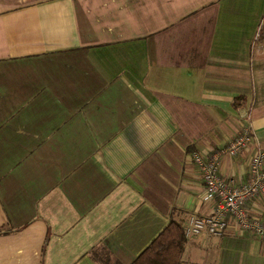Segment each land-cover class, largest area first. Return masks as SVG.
Masks as SVG:
<instances>
[{"label":"crops","instance_id":"0c3cea01","mask_svg":"<svg viewBox=\"0 0 264 264\" xmlns=\"http://www.w3.org/2000/svg\"><path fill=\"white\" fill-rule=\"evenodd\" d=\"M244 126L224 180L264 151V0H0V264H131L212 214L192 154ZM186 239L182 264H264L230 217Z\"/></svg>","mask_w":264,"mask_h":264},{"label":"built area","instance_id":"2783aa9c","mask_svg":"<svg viewBox=\"0 0 264 264\" xmlns=\"http://www.w3.org/2000/svg\"><path fill=\"white\" fill-rule=\"evenodd\" d=\"M252 142L250 130L244 126L226 146L219 147L207 155L192 154L193 163L202 178L204 200H217L218 204L209 216L192 217L187 221L183 227L186 238L203 232L211 236H220L226 230L230 217L239 231L264 243V220L252 215L248 210V204L258 199L262 203L261 210L264 212V151L256 147L249 161L245 182L224 180L219 175L221 158L237 156Z\"/></svg>","mask_w":264,"mask_h":264},{"label":"trees","instance_id":"16d2710c","mask_svg":"<svg viewBox=\"0 0 264 264\" xmlns=\"http://www.w3.org/2000/svg\"><path fill=\"white\" fill-rule=\"evenodd\" d=\"M240 100L233 103L236 109L242 105H237ZM186 242L183 227L171 220L131 264H182Z\"/></svg>","mask_w":264,"mask_h":264}]
</instances>
